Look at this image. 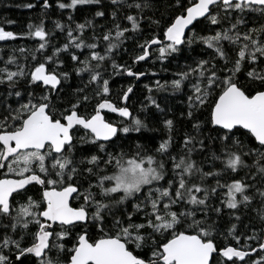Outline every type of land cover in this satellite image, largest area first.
Listing matches in <instances>:
<instances>
[{
    "label": "snow or ice",
    "instance_id": "6c2138e0",
    "mask_svg": "<svg viewBox=\"0 0 264 264\" xmlns=\"http://www.w3.org/2000/svg\"><path fill=\"white\" fill-rule=\"evenodd\" d=\"M23 7H39L38 22L0 26L2 42L38 41L0 55V264H264V0ZM49 10L71 11L48 29ZM80 10L91 18L76 22ZM97 18L109 25L100 35ZM145 22L152 35L132 65L159 45L156 59L179 70L145 85L147 103L134 112L135 85L116 102L111 81L146 73L114 55ZM154 90L182 94L178 118ZM178 121L188 130L177 145ZM150 124L165 133L155 147L140 142L160 130Z\"/></svg>",
    "mask_w": 264,
    "mask_h": 264
},
{
    "label": "trees",
    "instance_id": "16d2710c",
    "mask_svg": "<svg viewBox=\"0 0 264 264\" xmlns=\"http://www.w3.org/2000/svg\"><path fill=\"white\" fill-rule=\"evenodd\" d=\"M54 2V0H53ZM105 4H107L108 0H104ZM27 3H37V0H0V26H3L5 30L14 31V32H20L23 30H26V24L29 22V20H33L38 22V18L42 15V11L39 7L35 9H27L23 7L24 4ZM19 5V7L17 6ZM71 10H65L64 15L61 16L60 10H49L50 17L46 20V25L48 29L53 28V21L57 19H63L66 21L67 19V13ZM108 11H111V8L108 9ZM75 17L76 22H83L84 19L91 18L90 14L86 11L80 10L73 14ZM110 19V17H109ZM7 20H13L16 23L15 24H7ZM97 35L101 34V29L99 25H104L105 27L109 26L108 21L104 18H97ZM127 23V22H124ZM143 33H133L131 34L134 38L127 39L122 48L117 50L114 59L117 63L120 64H127L130 66H133L134 71H142L146 73L145 78L140 81L139 83H136L135 78L128 77L127 75H117L113 77L111 81L112 85V99L116 102H119L116 99V93L119 91V88L121 86L127 87L129 83H133L135 85L134 88V95H132L130 100V107L135 112L140 108V105L142 103H147L146 97L149 95L147 89L145 88V85H149L150 87H153L155 89V81L160 80L161 82L165 80H171L173 78V73L175 71H178V64L176 59L169 58V60H165L163 62L156 59L157 53L155 51L156 48H153L151 57L146 60L143 63H137L135 65H132V60L135 55L139 53V48L136 46L137 42H142L144 39L150 38L152 35L151 29L148 28L147 22L143 25ZM197 31H199V28H197ZM191 35V33H188ZM86 37H90L92 35L91 30H88L85 33ZM160 39H163L162 35L160 36ZM64 42V35L61 33H57L56 39L53 41L55 44H61ZM38 41L34 39H17L16 41H8L0 44V48L4 50V52H0V55H4V53L10 51L11 49L19 48V47H26L29 52L37 45ZM105 47L104 43H101L99 45L98 51H101V54H103V48ZM193 48L195 49L194 52H191L190 54L195 57L197 53L201 52V45H194ZM124 49H127V51H124ZM51 49H49L50 53ZM87 50H85L86 52ZM185 56L189 55V52L186 50L184 53ZM7 57L5 56V59ZM83 58V57H82ZM185 63L183 59L179 61V64L182 66ZM163 68H167L168 71H163ZM111 71L110 65H109V72ZM152 73H155L153 75ZM86 78V74H85ZM107 78V77H106ZM72 83H78V80H73ZM152 95L155 97L158 103L161 104L162 108H170L171 111L167 113L169 118H172L174 115L178 118L179 112L184 108V104L181 103L183 96L182 94H176L175 96L171 95L168 92H160L155 91L152 93ZM15 98H12L9 102H12ZM152 111H155L154 109ZM109 119L112 120H118L119 118L114 115H108ZM150 127H158L160 128L159 131H145L143 133L144 138H149L147 141H145L144 138L141 139V143L147 142L150 147H155L162 137H165V133L160 125H152L150 124ZM177 132L178 135L175 137L176 144L178 145L180 142V138L183 135V132L188 130L187 125H185L182 122L177 123ZM133 136H140L138 133H134ZM175 151V149H174ZM195 159H200L199 155H194ZM219 166V165H217ZM31 227V226H30ZM69 246H71V240H69ZM253 258H257L256 255H253Z\"/></svg>",
    "mask_w": 264,
    "mask_h": 264
},
{
    "label": "water",
    "instance_id": "95a60500",
    "mask_svg": "<svg viewBox=\"0 0 264 264\" xmlns=\"http://www.w3.org/2000/svg\"><path fill=\"white\" fill-rule=\"evenodd\" d=\"M1 43H4V42H2V41H0V44ZM155 47H159V45H154L153 46V48H155ZM143 62H145V61H141V62H139V63H143ZM146 76V75H145ZM145 76H143V77H141L139 80H136V83H139L140 81H142L144 78H145ZM131 78H133V77H131ZM108 115H115V116H117L116 114H108ZM118 117V116H117ZM254 255V254H253Z\"/></svg>",
    "mask_w": 264,
    "mask_h": 264
},
{
    "label": "bare ground",
    "instance_id": "6f19581e",
    "mask_svg": "<svg viewBox=\"0 0 264 264\" xmlns=\"http://www.w3.org/2000/svg\"><path fill=\"white\" fill-rule=\"evenodd\" d=\"M115 116V115H114ZM117 117V116H116ZM119 118V117H118Z\"/></svg>",
    "mask_w": 264,
    "mask_h": 264
}]
</instances>
